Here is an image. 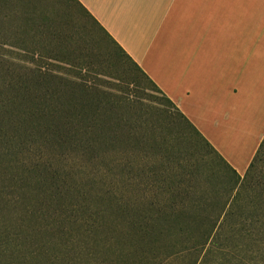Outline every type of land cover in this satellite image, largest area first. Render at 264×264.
Listing matches in <instances>:
<instances>
[{
	"label": "rangeland",
	"instance_id": "rangeland-1",
	"mask_svg": "<svg viewBox=\"0 0 264 264\" xmlns=\"http://www.w3.org/2000/svg\"><path fill=\"white\" fill-rule=\"evenodd\" d=\"M53 24L58 34L52 33ZM11 66L30 76L38 73L58 96L75 89L78 111L83 93L111 105L107 113L124 117L125 124L147 121L155 127L148 132L119 129V140L105 146L108 158L120 162L112 171L117 175L104 173L122 186L125 198L153 204L162 212L174 206V217L183 221L173 230L176 242L187 234L197 237L204 228L201 218L221 217L196 264H264V159L252 176L238 178L73 0L0 4V70ZM54 158L60 166L73 164L78 178L93 179L100 189L102 176L92 162L68 151ZM192 218L198 219L190 223Z\"/></svg>",
	"mask_w": 264,
	"mask_h": 264
},
{
	"label": "trees",
	"instance_id": "trees-1",
	"mask_svg": "<svg viewBox=\"0 0 264 264\" xmlns=\"http://www.w3.org/2000/svg\"><path fill=\"white\" fill-rule=\"evenodd\" d=\"M10 1L0 0V4ZM73 1L132 61L90 12L78 0ZM54 25L52 33L58 34ZM1 82L0 264H174L189 258H195L189 263L196 264L201 253L207 251L206 245L213 238L221 217L201 218L204 228L197 237L191 239L187 234L176 242L173 230L183 221L179 216L174 217L178 214L174 206L169 212H162L153 204L142 205L133 197L125 198L122 186L114 182V177L107 179L109 171L117 175L112 172L113 167L120 164L108 158L105 148L108 142L119 140L118 130L125 127L123 130L148 132L155 130L154 126L147 121L125 124L124 117L117 119L107 113L111 105L99 104L83 93L80 96L85 97L78 111L75 89L71 94L58 96L48 82L42 83L38 73L30 76L22 68L11 66L3 73L0 70ZM163 95L241 178L174 102ZM38 148L42 153L34 154L33 150ZM66 151L96 165L102 176L100 189L95 188L93 179L78 178L73 164L57 163L59 160L54 157H61ZM263 159L264 139L244 176H252ZM194 219L198 218L189 222L195 223ZM198 224L197 228L202 221ZM179 231H185V227Z\"/></svg>",
	"mask_w": 264,
	"mask_h": 264
},
{
	"label": "crops",
	"instance_id": "crops-1",
	"mask_svg": "<svg viewBox=\"0 0 264 264\" xmlns=\"http://www.w3.org/2000/svg\"><path fill=\"white\" fill-rule=\"evenodd\" d=\"M243 176L264 137V0H78Z\"/></svg>",
	"mask_w": 264,
	"mask_h": 264
}]
</instances>
